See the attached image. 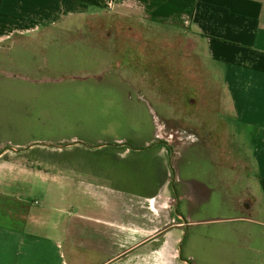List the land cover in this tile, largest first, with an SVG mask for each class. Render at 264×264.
Here are the masks:
<instances>
[{
  "label": "crops",
  "instance_id": "1",
  "mask_svg": "<svg viewBox=\"0 0 264 264\" xmlns=\"http://www.w3.org/2000/svg\"><path fill=\"white\" fill-rule=\"evenodd\" d=\"M105 13L150 25L125 32L146 35L176 57L205 56L200 74L164 81L175 85V95L160 97L157 105L158 132H188V138L170 144L171 161L163 145L146 157L135 154L142 150L114 146L123 142L77 145L89 155L106 146L113 150L96 167L83 158L62 160L77 165L75 186L63 174L38 178L69 190L49 193L51 203L41 207L1 194L8 204L0 205V264H101L118 251L111 245L130 246L134 264H151L161 253L150 247L157 240L161 249L182 243L190 264H264V0H0V47ZM170 101L172 124L162 118L171 114ZM187 113L188 123L182 118ZM232 130L245 132L248 143L234 145ZM167 200L173 214L168 222L155 214L156 203ZM219 227L224 234L215 233ZM231 240L236 250L225 246ZM85 246L92 253L76 250Z\"/></svg>",
  "mask_w": 264,
  "mask_h": 264
},
{
  "label": "rangeland",
  "instance_id": "2",
  "mask_svg": "<svg viewBox=\"0 0 264 264\" xmlns=\"http://www.w3.org/2000/svg\"><path fill=\"white\" fill-rule=\"evenodd\" d=\"M119 18L105 13L70 19L44 28L13 47H0V195L21 197L28 204L41 207L51 203L49 193L62 190L67 194L69 190L58 182L38 178L48 179L47 174H54L53 178L60 179L63 174L70 178L69 186H75L79 178L77 165L62 160L78 162L83 158L96 167L113 150L106 146L92 152L90 159L85 148L63 147L76 141L87 146L123 142L134 147L149 144L154 137L155 141L167 139L175 146L178 139L188 138V132H158L161 118L157 105L160 97L175 95V85L164 81L189 80L200 74L205 56L198 61L181 52L176 57L175 52L161 49L146 35L125 32L127 28L150 25ZM149 42L146 49L144 44ZM115 48L122 57V67L115 59ZM170 105L171 114L162 118L172 124L176 115L172 101ZM182 118L188 123L190 115ZM223 121L231 129L237 127L231 117H224ZM232 134L234 145L238 141L248 143L245 132L232 130ZM37 142L47 146L16 152ZM157 149L160 145L135 154L146 157ZM244 150L250 156L249 146ZM166 157L168 161V151ZM256 194L263 205V198ZM3 203L8 204L0 199V205ZM156 204L160 206H156L155 214L168 222L173 215L171 201ZM218 230L220 227L215 233ZM225 246L236 250L238 243L231 240ZM76 250L86 255L91 252L87 246ZM160 252V256L151 258V264H180L176 244H168Z\"/></svg>",
  "mask_w": 264,
  "mask_h": 264
},
{
  "label": "flooded vegetation",
  "instance_id": "3",
  "mask_svg": "<svg viewBox=\"0 0 264 264\" xmlns=\"http://www.w3.org/2000/svg\"><path fill=\"white\" fill-rule=\"evenodd\" d=\"M157 141H165V140H157ZM165 146V145H163ZM166 147V146H165ZM91 198V197H88ZM124 199H127V197H125ZM111 247L115 248L116 250H118L112 258H110L108 261H103L101 264H108L109 261H111V264H134L132 262V257L130 258V254L128 253L129 250L131 249L130 246L127 245H111ZM152 252L155 254L160 253V249L162 247V241L161 240H157L156 242H153L150 245ZM177 249H178V255H177V262L180 264H184V257L181 254L182 251V243H179L177 245ZM103 250H105V247L103 248ZM103 258H107V253L106 251L103 253H101Z\"/></svg>",
  "mask_w": 264,
  "mask_h": 264
},
{
  "label": "water",
  "instance_id": "4",
  "mask_svg": "<svg viewBox=\"0 0 264 264\" xmlns=\"http://www.w3.org/2000/svg\"><path fill=\"white\" fill-rule=\"evenodd\" d=\"M41 145L42 146H47V145H45L43 143L37 142V143H34V144H32V145H30V146H28L26 148H22V149L16 150V152L25 151V150H28V149L34 147V146H41ZM76 145H81V146L87 147V148H91L92 147V146H87V145H85V144H83L82 142H79V141H76V142H74L72 144H69V145H65L63 147H70V146H76ZM104 145H109V144H104ZM121 145L127 146V147H129L130 149H132L134 151H140V150H144V149H149V148H151L153 146H156V145H165L170 151V161H171V158H172V155H173L172 147H171L170 143H168L167 141H156V142L152 143L151 145H149L146 148H135V147H132V146H130L128 144H119V145H114V146H121ZM183 262L186 263V264H190V262L187 261V260H184Z\"/></svg>",
  "mask_w": 264,
  "mask_h": 264
},
{
  "label": "trees",
  "instance_id": "5",
  "mask_svg": "<svg viewBox=\"0 0 264 264\" xmlns=\"http://www.w3.org/2000/svg\"><path fill=\"white\" fill-rule=\"evenodd\" d=\"M118 51H119V49H118V48H115V53H116V57H115V59L117 60L118 65H120V66L122 67V66H124V64H123V60H122V57H120V56L117 54ZM112 56H113V55H112ZM111 58L114 59V56L111 57Z\"/></svg>",
  "mask_w": 264,
  "mask_h": 264
}]
</instances>
